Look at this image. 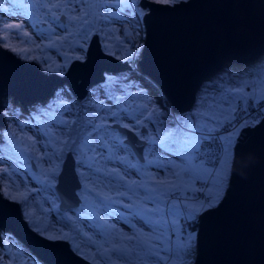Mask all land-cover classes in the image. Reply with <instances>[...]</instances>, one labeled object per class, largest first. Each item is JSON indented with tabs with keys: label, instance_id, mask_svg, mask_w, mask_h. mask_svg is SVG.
<instances>
[{
	"label": "rangeland",
	"instance_id": "374dc122",
	"mask_svg": "<svg viewBox=\"0 0 264 264\" xmlns=\"http://www.w3.org/2000/svg\"><path fill=\"white\" fill-rule=\"evenodd\" d=\"M153 1L157 2V0ZM102 2L112 3V0H83V3H76L73 0L72 4H68L67 0H24L27 9L25 11L18 9L8 0H5V6L17 11L18 15L10 16L7 13L0 12V43L4 46L11 45L7 48L17 56L34 61L38 69L46 76L54 73L63 78L68 66L74 60L73 57L83 56L85 59L88 43L95 33H98L102 50L111 54L114 53V56L126 60L132 65L128 70H105L104 79L89 86L83 97L76 96L69 89L66 81L58 83L53 92L42 99L37 98L36 100L23 102L24 104L20 98L11 94L1 96V101L7 100L11 106L7 109H0L5 113L3 122H0V129H4L6 134L9 132L12 134L11 137L6 135L5 139L0 141V158L3 160V162H0V169L7 168L9 172V175L0 172L1 194L11 199L4 193L6 187L11 193L26 194L27 199H21L19 205L22 217L28 225L46 238L49 235L66 233L68 238L64 240L68 241L73 250L79 245L81 252L74 251L84 258L88 257L87 259L93 264H95V261L92 258V252L97 251L93 241L96 244H104V241L109 238L98 234L100 232L99 225L105 220L116 229L115 232L111 233L113 242H119L120 237L135 236L141 233L143 237L152 235L151 229L132 219L128 209L122 205L115 204L109 207L108 212L112 213L111 215L106 214L103 210L96 211L92 208V205L96 203V193L98 191L108 192L114 199H122L124 204L143 202L144 191L136 189L133 192L127 187H121L120 185L125 182L151 183L148 179L151 175L166 178L172 182L177 181L172 172L179 171L178 169H160L155 165L146 166L148 160L165 164L168 160H172L176 164L183 163L179 157L166 153L159 142L149 143V139L158 141L159 137L165 134V129H171L175 126L172 123V115L179 116L198 108L201 98L215 96L219 89L223 87L241 88L245 94L255 92L257 96L264 95L263 52L256 59L249 62L225 63L211 76L214 80H211L212 78L205 79L202 89L200 88L197 92L196 102L192 104L189 110L173 111L159 86L146 75H143L137 64L145 35L142 16L139 18L129 16L121 20H116L114 17L107 21L100 20L99 17L108 14L109 11L98 7ZM51 3L62 5L60 10H53L56 11L58 21L51 19L49 9L45 7V5ZM139 10L145 12L147 7L140 4ZM110 11L114 13L117 10L113 7ZM84 13H90V15L85 16ZM69 17H77V19L70 20ZM62 18L63 20H60ZM85 19L88 21L87 24L84 23ZM137 19L139 20L138 23ZM5 24H20L21 28L5 29ZM24 33H27V35H23ZM85 33L89 37L87 40L84 39ZM65 36L67 37L66 40L57 41V47L48 46L49 39L55 40L56 37ZM81 44L83 50L78 46ZM106 44L111 45V47H106ZM37 45L41 47L38 48ZM13 48H26L29 51L15 52L12 50ZM65 54L69 57L67 62L64 59ZM28 56L38 58L28 59ZM45 58H47V61H45ZM46 63L53 67L67 63V67L64 69V74L60 75L46 71ZM108 77L112 79L109 80ZM61 89H63L62 92ZM57 93H60L59 97ZM59 104L67 105L71 112L58 109L57 105ZM49 105H52L51 109H49ZM223 107L228 108V105H223ZM246 107L249 109V106L246 105ZM232 108L237 111V118L232 121V127L225 124L219 133L225 137L229 133H233L235 140L237 137L235 133L239 134L241 130L240 123H237L236 120L243 112L239 111L238 101L233 103ZM154 109L162 113L159 119L156 115L149 117V113ZM45 110L48 111V116L54 115L58 120L63 119L70 123L81 117H87L92 120L93 124L105 125L111 133V135H105L101 132L102 139L99 142L95 139V133L92 134V142L97 144L95 152L82 148L83 156L80 153H72L75 169L81 182L77 190L81 202L74 208L62 210L58 207L59 197L55 190V183L61 171L63 160L67 152L71 151L64 150L62 155L54 154V152L61 150L57 141L62 140L63 135L56 137L50 147L41 146V141L45 143L47 141L38 133V129L40 132L45 129H50L54 133L63 132V129H60L58 125L49 122L48 116L41 114ZM204 110L201 109V111ZM111 112L117 113L120 124H127L139 137L147 141L143 149L144 157L142 161L136 156L131 146L124 142L125 135L112 126L117 121L111 116ZM169 113L171 115H168ZM33 117L35 119L30 127L23 129L20 127ZM227 118L226 114L221 117V120ZM137 120L143 121V126L137 125ZM17 121H19V124H17ZM210 126L217 127L214 123ZM29 136L33 137V140H28ZM220 142L223 144L226 141L220 140ZM98 143H106L109 148L100 149ZM114 144L117 147L112 148L111 146ZM9 148L15 150L10 159ZM233 152L234 147L226 164L222 152L219 156L221 161L219 164L205 163L208 162L206 158L194 161V164H197L200 168L199 179L188 176L180 177L183 182V189L179 194L180 202L199 207L206 205L210 198L215 197L217 200L216 205L221 200L229 183ZM92 157H95V159H92ZM85 160L86 163L82 162ZM89 163L92 164V168L87 166ZM53 168L58 169V171L52 173L50 169ZM113 169L123 178L119 182L112 181L110 183L108 179L100 174L101 172H110ZM217 173H220V175L218 176ZM45 176H47V179H45ZM221 181L223 187H219ZM85 183L89 185L87 189L89 199L87 206L82 208L81 205H85V199L81 192L84 190ZM117 192H127L128 196L118 197L116 196ZM147 206L153 207L151 204ZM113 209H118L119 214L113 212ZM199 213L195 215L194 220L185 221L182 217L175 218L179 225H188L185 231L178 233V236H172L171 225L167 226L165 232L168 237L164 242L165 248H174L178 242L186 240L189 233L193 234L191 255H181L180 259H177L170 252L161 251L162 259L159 264H165V261H167V264H181L182 261H186L187 264L194 263L197 254L196 220ZM121 215L128 216L131 224L135 225V229L124 223L121 220ZM67 217H71L72 220L69 221ZM0 236V264H46L31 253L10 231L0 229ZM128 243L129 247H133L135 242ZM104 246L108 247L110 245L104 244ZM29 252L39 260L31 258L28 255ZM95 259L100 261V264H110L99 255ZM121 264H157V261L155 258L145 259L144 253L139 248H135L131 259L121 261Z\"/></svg>",
	"mask_w": 264,
	"mask_h": 264
},
{
	"label": "water",
	"instance_id": "95a60500",
	"mask_svg": "<svg viewBox=\"0 0 264 264\" xmlns=\"http://www.w3.org/2000/svg\"><path fill=\"white\" fill-rule=\"evenodd\" d=\"M141 5L149 14L142 16L145 35L137 63L173 111L189 110L200 83L225 63L249 62L264 52V0H142ZM129 67L128 61L102 50L96 33L86 58L74 59L63 78L54 73L46 76L34 61L0 43V98L11 94L22 103L42 99L63 81L83 97L89 86L104 79L105 70ZM250 125L235 138L229 183L221 200L198 214L193 264H264V115ZM112 126L125 135L124 142L142 161L147 141L119 122ZM73 174L78 182L75 188ZM80 185L74 157L67 152L55 183L60 209L79 205ZM0 229L10 231L46 264H93L67 240H49L33 230L22 217L19 202L1 192Z\"/></svg>",
	"mask_w": 264,
	"mask_h": 264
},
{
	"label": "snow or ice",
	"instance_id": "6c2138e0",
	"mask_svg": "<svg viewBox=\"0 0 264 264\" xmlns=\"http://www.w3.org/2000/svg\"><path fill=\"white\" fill-rule=\"evenodd\" d=\"M9 3L15 5L18 9H23L27 11L25 8L24 0H8ZM76 3H83V0H75ZM157 2L162 3H177L181 2V0H157ZM68 4H72L73 0H67ZM142 3V0H112V3L102 2L98 5L101 9L109 10L108 14L100 16V20H111L113 17L116 20H121L123 18H127L129 16H135L139 18L140 16H147L149 13H144L139 10V5ZM49 9V14L53 21H58V17L56 15V11L60 10L62 5L60 3H51L45 5ZM115 8L116 12H111L110 9ZM0 12L7 13L10 16H17L18 12L13 11L12 9L5 6V0H0ZM85 16L90 15V13H84ZM70 20L77 19V17H69ZM139 20L137 19V23ZM84 23L87 24L88 21L85 19ZM66 27V26H65ZM5 29H20V24H5ZM98 34V33H96ZM23 35H27L24 33ZM88 34L85 33L84 39L87 40ZM67 37H56L55 40L49 39V47H57V41H64ZM6 47H11V45H5ZM81 50H83V45H78ZM37 47H41L37 45ZM106 47H111V45H107ZM15 52L21 51H29V49H12ZM114 54V53H112ZM28 59L38 58L28 56ZM76 60H83V56H75L73 57ZM65 61L69 59L68 55L64 56ZM47 61V58H45ZM67 67V63L64 65H56L53 67L50 64L46 63V71L55 72L60 75L64 74V69ZM111 80V77H108ZM247 86V85H246ZM63 89H61V92ZM60 93H57L59 97ZM139 95V93H138ZM211 101V102H210ZM239 102V111L243 113H247V106H251V104H255L258 108L264 109V95L257 96L255 92L245 94L241 88L230 89L223 87L219 89L217 95L211 97H203L201 98L200 104L198 108L194 110L181 114L179 116L172 115V123L175 125L171 129H165V134L159 137V140L149 139V143L155 144L159 142L160 146L166 153H170L176 157H179L183 163L176 164L172 160H168L167 163H160L153 160H148L146 166L155 165V167L164 169L171 168L173 170L172 175L177 178L176 182L169 181L166 178H158L155 175H151L148 179L149 182H141L139 184L128 183L120 185L121 187H127L133 192L136 189H142L145 193L143 197V202L140 203H129L124 204L122 199H114L112 195L108 192L98 191L96 193V203L92 205V208L96 209V211L103 210L106 214L111 215L112 213L108 212L109 207L120 204L124 208L128 209L132 219L137 220L139 223L148 227L152 231V235L148 237H143V234L135 235V236H127L120 237L119 242H113L111 237V233L115 232L116 229L114 226L109 225L108 221H103L102 224L99 225L100 232L98 233L101 236L109 237L104 241V244H108L110 246L105 247L104 244H96L93 241L94 247H96L97 251L92 252V258L95 261V264H100V261L96 260V256L99 255L103 258L104 261L110 262V264H121V261L130 260L132 255L135 252V248H139L144 253L145 259L155 258L157 264L162 259L160 253L161 251L170 252L171 255L176 256L177 259H180L181 255L188 256L191 255L192 251V241L194 239V235L189 233L186 240H182L176 244L174 248H165L164 242L168 239L165 235L167 231V226L171 225L172 227V236H178V233H182L188 225H179L175 218L182 217L185 221L194 220L195 215L199 212L205 211L207 209L212 208L217 202L216 198H210L209 202L206 205H201L199 207L189 206L186 203H182L181 198L179 196L181 190L183 189V182L180 180L181 176H188L195 179H199L200 176V168L197 164H194V161L203 160L205 157H208V162H212V157L215 156V151H209L211 149L210 144H206V141L211 140L212 143H215L218 140L226 141L223 144L218 145L220 150L224 156V163H227L228 157L231 154V150L235 144V140L233 138L234 134L229 133L227 137L218 133L220 129L224 128L225 124L228 127H232V121L237 118V111L232 108L234 102ZM223 105H228V108H224ZM11 105L7 100L0 101V109H7ZM52 108V105H49V109ZM58 109H63L66 112H71V109L67 107L65 104L57 105ZM201 109H205L201 111ZM111 111V110H109ZM44 116H48V111L45 110L41 113ZM143 114V113H141ZM227 114L228 118L225 120H221L222 116ZM4 111L0 110V116H4ZM152 115H156L157 119L160 118L162 113L159 110L154 109L149 113V117ZM168 115H171L169 113ZM111 116L116 119L117 123L119 122V117L116 112H111ZM35 118L33 117L29 121H27L24 125H20V127L26 128L32 125V121ZM49 122L55 123L58 125L60 129H63V132H52L50 129H45L43 132H40L38 129V133L41 134L47 143L41 141V146L48 148L51 146L53 140L59 135H63L62 140H58L57 142L60 144L61 150L59 152H54L55 155H62L64 150H70L71 153H80L82 156L84 153L83 149H87L90 152H95L97 144L92 142V134L95 133V139L99 142L102 137L100 133L103 132L105 135H111L108 128L103 124H93L91 119L87 117H81L76 121L69 122L63 119H57L54 115L48 116ZM215 124L217 127H211L210 124ZM19 124V121H17ZM75 125V126H73ZM137 125L143 126V121L137 120ZM250 122H244L240 124V128L249 127ZM123 127L127 128L128 125L125 124ZM91 129V131H89ZM11 137L12 134L5 133L4 129H0V141H3L5 137ZM238 135V133H235ZM14 139V137H12ZM28 140H33V137L29 136ZM115 139V137H113ZM98 147L100 149H108L109 145L106 143H98ZM112 148L117 147V145H112ZM14 149L9 148L8 154L9 159L11 155L14 154ZM43 159V157H41ZM95 159V157H92ZM0 162H3L2 158H0ZM86 163L87 161H82ZM216 163H221L220 159H216ZM89 168H92V164H87ZM69 172H72L71 167L67 169ZM52 173H56L58 169H50ZM0 172L5 175H9L8 169H0ZM111 183L112 181L119 182L123 178L119 176L115 169L107 173H100ZM147 175V174H144ZM219 176L220 173H217ZM83 177V174L81 173ZM9 178H11L9 176ZM47 179V176H45ZM72 187H78V182L76 181V177L73 174L71 177ZM89 185L85 183L84 190H82L81 195L85 199V205H81L82 208L87 206L88 204V189ZM219 187H223V183L219 184ZM4 193L8 195L11 200L14 202H19L21 199L26 200L27 195L24 193H11L9 189L6 187L4 189ZM74 193L70 191L69 195H73ZM116 196L118 197H127V192H117ZM151 204L153 207H148L147 205ZM163 205V207H161ZM113 212L119 214L118 209H113ZM170 218V219H169ZM69 221L72 220L71 217H67ZM121 220L128 224L130 228L135 229V225L131 224L128 219V216L121 215ZM68 235L66 233H61L60 235H49L47 239L49 240H59V239H67ZM128 242H135L133 247H129ZM102 249V250H101ZM77 252H81V248L79 245L74 249ZM115 257V259H113ZM86 259L88 257H85ZM167 264V261H165ZM181 264H187L186 261H182Z\"/></svg>",
	"mask_w": 264,
	"mask_h": 264
},
{
	"label": "built area",
	"instance_id": "2783aa9c",
	"mask_svg": "<svg viewBox=\"0 0 264 264\" xmlns=\"http://www.w3.org/2000/svg\"><path fill=\"white\" fill-rule=\"evenodd\" d=\"M247 111H248L247 113H243L241 116H238V120H243V123L250 122V124H255L264 115L261 111V108H258L255 104H251V106H249V109H247ZM219 132L214 133V134H220ZM205 143L211 145V149H209V151H212V150L215 151V156L212 157V162H213L219 156V153L221 150L218 147V145H220L221 142L220 140H218L215 143H212V141L209 140V141H206ZM205 158L208 160V157H205Z\"/></svg>",
	"mask_w": 264,
	"mask_h": 264
},
{
	"label": "trees",
	"instance_id": "16d2710c",
	"mask_svg": "<svg viewBox=\"0 0 264 264\" xmlns=\"http://www.w3.org/2000/svg\"><path fill=\"white\" fill-rule=\"evenodd\" d=\"M60 20H62V19H60ZM138 64V63H137ZM132 66V65H131ZM130 68V67H129ZM124 70H128V68H126V69H124ZM217 70H215L208 78H212L211 76H213L214 74H215V72H216ZM208 78H206V79H208ZM211 80H214V78H212ZM205 81V79L200 83V85H199V87H198V89H197V91H196V93H195V98H194V102H193V104L196 102V96H197V92H198V90L201 88L202 89V87H203V82ZM263 110L264 109H261V111H262V113H263ZM264 114V113H263ZM237 121V123H243V120H236ZM236 123V124H237ZM221 130V129H220ZM220 135V134H219ZM221 152L222 151H220V153H219V156H220V154H221ZM219 156H218V158H219ZM205 163H209V162H205ZM216 163V160L215 161H213V162H211L210 164H215ZM203 182H205V181H203ZM207 183V182H206ZM197 221V220H196ZM197 228V227H196ZM185 231V230H184ZM30 253V252H29ZM28 253V255H30V257L31 258H34V259H37L33 254H29ZM37 260H39V259H37Z\"/></svg>",
	"mask_w": 264,
	"mask_h": 264
},
{
	"label": "bare ground",
	"instance_id": "6f19581e",
	"mask_svg": "<svg viewBox=\"0 0 264 264\" xmlns=\"http://www.w3.org/2000/svg\"><path fill=\"white\" fill-rule=\"evenodd\" d=\"M1 99V98H0Z\"/></svg>",
	"mask_w": 264,
	"mask_h": 264
}]
</instances>
